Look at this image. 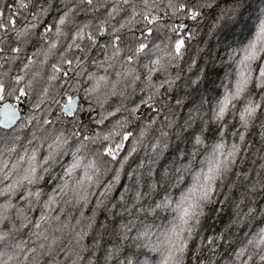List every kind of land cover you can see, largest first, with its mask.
Listing matches in <instances>:
<instances>
[{"label": "snow or ice", "instance_id": "6c2138e0", "mask_svg": "<svg viewBox=\"0 0 264 264\" xmlns=\"http://www.w3.org/2000/svg\"><path fill=\"white\" fill-rule=\"evenodd\" d=\"M0 264H264V0H0Z\"/></svg>", "mask_w": 264, "mask_h": 264}, {"label": "trees", "instance_id": "16d2710c", "mask_svg": "<svg viewBox=\"0 0 264 264\" xmlns=\"http://www.w3.org/2000/svg\"><path fill=\"white\" fill-rule=\"evenodd\" d=\"M231 208H226L224 213L218 218V220L215 222L214 225L210 226L211 227V231H220L224 228L225 224L228 223L229 220V216L231 215ZM249 231H251V226L248 229ZM206 234H209L208 232H206ZM240 237V233L236 232L234 235V239L235 238H239Z\"/></svg>", "mask_w": 264, "mask_h": 264}]
</instances>
